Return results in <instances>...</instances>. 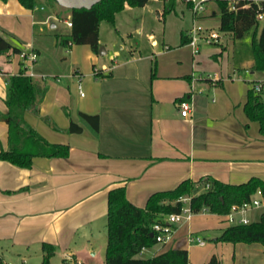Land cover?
<instances>
[{
    "label": "crops",
    "instance_id": "crops-1",
    "mask_svg": "<svg viewBox=\"0 0 264 264\" xmlns=\"http://www.w3.org/2000/svg\"><path fill=\"white\" fill-rule=\"evenodd\" d=\"M253 1L262 2L264 20V0ZM131 7L125 4L115 13L117 33L122 30L118 21ZM46 8L42 0L33 9L18 0H0V34L21 51L33 50V71L46 76L35 77L46 86L38 115L26 111L24 119L45 139L66 143L69 150L64 157L35 156L29 167L0 159V264H105L107 194L118 185L141 207L153 192L173 189L184 179L264 180V136L243 110L249 81L264 79V71L251 69L253 28L243 50L235 51L234 41L245 35L236 39L231 33L220 43L202 44L196 54L188 44L171 49L162 42L158 53L188 48L191 61L154 58L143 67L139 57L121 55L122 46L113 48L108 59L87 44L62 46L55 35L69 32V10L63 16ZM217 11L216 2H208L199 16L207 25L201 24L213 28L208 22ZM57 21L65 27L55 30ZM98 42L102 55L107 54L100 38ZM24 64L18 53L0 55L1 112L7 110L5 78ZM78 76L83 96L76 88ZM181 98L191 102L188 116H181L176 105ZM79 111L98 114L97 132L80 121ZM70 120L81 123L82 131L67 132ZM6 148L7 124L0 120V150ZM255 196L263 195L257 189L252 197L260 199ZM228 225L224 214L194 213L176 225L168 242L139 255L184 248L188 264H207L212 256L220 264H264L262 244L216 240ZM189 233L203 240L210 235L211 242H190ZM43 244L53 247L49 256Z\"/></svg>",
    "mask_w": 264,
    "mask_h": 264
},
{
    "label": "trees",
    "instance_id": "trees-1",
    "mask_svg": "<svg viewBox=\"0 0 264 264\" xmlns=\"http://www.w3.org/2000/svg\"><path fill=\"white\" fill-rule=\"evenodd\" d=\"M24 7L33 9L38 0H18ZM43 1V0H42ZM56 2L55 0H51ZM149 0H100L89 8H73L69 10L71 26L66 34H56L62 46L70 44H87L98 53L99 24L105 21L114 24L115 13L127 4L132 7L144 6ZM219 17V30L229 32L234 38H241L245 32L253 28L251 48L253 54L252 70L264 71V25L257 33V14L262 2L239 0L236 9H229L228 1L214 0ZM181 0H163V12L174 11ZM43 3L46 4L45 1ZM190 36L187 31L180 32V45L187 44ZM11 51L19 53L18 46L7 41L0 34V55ZM154 68V65H153ZM153 74V73H152ZM5 112L0 111V120L7 124V148L0 150V159L20 167H29L35 156L64 157L68 154L69 145L50 142L36 131L25 119L26 111L38 115L46 86L41 85L35 77H30L21 68L16 74L6 76ZM243 110L250 120L259 124V132L264 136V96L260 92L248 89ZM79 119L93 132L99 128L98 114L78 112ZM51 125L53 122L45 117ZM54 126V125H53ZM82 124L69 121L66 131L79 133ZM208 184V188L199 190ZM259 189L264 197V180L251 177L246 182L231 184L219 181L211 176H203L197 181L182 180L170 190L156 191L148 196L144 206L132 204L125 196L122 185L110 188L107 194L105 264H188L187 250L184 248H168L152 256H140L142 248L151 247L155 241V233L151 226L163 222L166 215L180 212L184 203L181 197L190 196L189 207L194 213L203 208L207 212L226 214L232 205L248 201ZM222 242H258L264 246V211L257 220L248 223L230 224L223 228L216 237ZM49 256L53 247L43 244ZM45 262V261H44ZM207 264H220L212 256Z\"/></svg>",
    "mask_w": 264,
    "mask_h": 264
},
{
    "label": "rangeland",
    "instance_id": "rangeland-1",
    "mask_svg": "<svg viewBox=\"0 0 264 264\" xmlns=\"http://www.w3.org/2000/svg\"><path fill=\"white\" fill-rule=\"evenodd\" d=\"M46 2V10L58 12L60 10L64 13L68 11V8L59 5L56 2L51 0H43ZM61 17V14H57ZM198 23H203L207 25L205 20L197 19ZM57 23V29L64 28L65 25L60 21ZM192 13L188 10L182 2H178L175 10L170 12H163V0H149L144 6L131 7L130 10L123 12L122 17L118 21L119 26L122 30L117 33L116 27L111 25L108 22L101 21L99 26V38L104 47L108 50V53L101 55V59H108L109 54L113 48H120L122 46V54L127 56H135L140 58V63L143 67L149 66L152 63V60H160L161 62L172 63L175 60L182 59L191 61V57L188 53V48L182 50H175L166 55L160 54L162 47V42H165L171 49L180 43V31L185 28H190L193 25ZM208 23L213 24V28L219 30V17L216 15ZM259 25L264 24V20L260 19L258 21ZM263 26V25H262ZM123 28H128L124 30ZM249 33H244V40L237 41L235 40L234 50L237 49L243 50V42L249 39ZM221 39L227 37L229 32H221ZM163 38V39H162ZM237 39V38H236ZM163 40V41H162ZM231 45L233 42H229L227 45L228 53L232 52ZM209 47V46H207ZM204 47V48H207ZM210 47H217L216 45H211ZM102 48V47H101ZM104 50V48H102ZM110 50V51H109ZM110 52V53H109ZM182 54H180V53ZM119 53V52H118ZM131 53V54H129ZM118 56H113L117 58ZM182 57V58H181ZM51 80V77H49ZM202 187H199V190H202ZM259 197V196H255ZM260 198V197H259ZM263 201L262 198H260ZM264 211V206H259L257 208L250 209L247 212L248 218L250 221L257 220L260 217V214ZM225 221V220H224ZM227 223V221H225ZM204 241L210 243V235H204ZM152 250H146L142 255L147 257L151 254Z\"/></svg>",
    "mask_w": 264,
    "mask_h": 264
},
{
    "label": "built area",
    "instance_id": "built-area-1",
    "mask_svg": "<svg viewBox=\"0 0 264 264\" xmlns=\"http://www.w3.org/2000/svg\"><path fill=\"white\" fill-rule=\"evenodd\" d=\"M213 0H181L184 4L187 5L188 9L192 13L193 25L187 31L190 36V40L187 43L190 48L192 54H196L199 51V48L202 44H217L221 42V34L220 31L209 28L201 23L197 22L199 16L206 10L207 3ZM228 1L229 9H236V5L239 0H226ZM259 9L263 10V6L259 5ZM263 18V12H259L257 14V19L260 20ZM65 23L67 26H71L70 19L66 20ZM22 62L25 63L23 65L24 73L30 77L39 76L40 78H45V75H37L33 71V63L36 60V53L33 50L30 51H20L18 53ZM96 73V71H95ZM53 78L58 79L56 76H52ZM250 88L255 92H260L264 94V79L250 80L249 81ZM76 88L78 90L79 95L83 96L84 91L82 88L80 76L77 77ZM176 105L181 116H188L191 110V102L188 99L181 98L176 101ZM208 184H205L202 188H208ZM261 194V191L259 190ZM263 201L258 198L251 197L248 201H245L241 204L232 205L230 211L224 214V220L227 223L235 224V223H248L250 219L245 216V212L252 208H257L259 206H264V197H261ZM184 205L181 208L180 212L170 213L165 216L163 222L154 223L151 228L155 233V241L160 244H164L168 242L175 230L176 225H179L185 221H189L191 216L194 214L189 207L190 196L181 197ZM200 212H207L205 208H203ZM238 215V216H237ZM188 240L190 242H195L199 245H203L205 241L192 233L188 234ZM142 248L141 250H143Z\"/></svg>",
    "mask_w": 264,
    "mask_h": 264
},
{
    "label": "water",
    "instance_id": "water-1",
    "mask_svg": "<svg viewBox=\"0 0 264 264\" xmlns=\"http://www.w3.org/2000/svg\"><path fill=\"white\" fill-rule=\"evenodd\" d=\"M56 3H58L61 6H64L68 9H73V8H89L92 5L96 4L100 0H55ZM51 26H54L52 24ZM98 53L102 55L104 53L103 49L99 47Z\"/></svg>",
    "mask_w": 264,
    "mask_h": 264
}]
</instances>
